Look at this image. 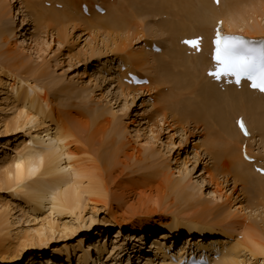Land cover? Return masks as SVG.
<instances>
[{
    "label": "bare ground",
    "instance_id": "obj_1",
    "mask_svg": "<svg viewBox=\"0 0 264 264\" xmlns=\"http://www.w3.org/2000/svg\"><path fill=\"white\" fill-rule=\"evenodd\" d=\"M8 1L9 0H0V22L4 26V31L3 33H1V36L5 34V36L7 37H13V35L16 33H22V27L25 24L29 25L31 22L33 23L34 30L32 33H30L31 38L33 39L32 43L29 44L26 39L24 41L25 46H23L24 44L19 45L20 49H12L11 52L7 54L0 53V104L2 101H7L6 108H10V111L14 112L12 114L10 123H6L3 125V130L9 132H24V136H29L30 138L29 145H27V147L23 143L24 147L22 149H20L19 151L18 149H16L14 159L11 161L10 165L8 167H5L4 169L2 167L0 168V184L7 186L8 189L13 188L12 190H14V194L19 197L24 206L28 208L27 211H30L29 213L27 212V214H22L19 217H16V221H10L13 216L12 213L15 212V208L13 209L12 207H10L11 205L0 202V236L3 235L4 232L2 233V231L4 230L6 231V236L9 237L7 243H5L4 245H0V258L5 260L13 256L11 242H13L12 240L14 239H16L19 244L23 245V250L27 247H37L39 249L45 250L47 247V243L54 240L56 238V235H59L60 238H63L74 235L79 228L86 227L88 230H91L92 225L96 222V211L107 207L108 204L109 206H111V202L108 200V193L111 192L109 188L120 187L118 183L119 179L117 181H114L113 178V174L115 172L113 162L114 158L118 155V151L121 149L120 142H124V139L120 140V138L122 139V134H124L127 129V126L123 124L115 126L112 130V135L114 137L109 142H104L103 145L96 149L97 157L94 165H91L93 169L92 172L89 171L87 167L78 162V159H76L77 156L74 155L70 150H68L70 140H72L71 138L75 137V131L73 130L74 128L72 129L71 127L70 129L67 125L64 126L65 123L63 122V119L65 116H59L57 115V112L56 114H54L52 111L53 108L51 110L49 109L48 96L46 92L44 91L45 93H42L43 90L41 91L40 89L39 91V88L35 87L36 84L33 86V82L31 83V79L33 78V76L36 77L37 75L39 78H41L44 71L40 72L38 71V69L30 68L31 66H28L27 62L25 61V57H23L24 52H29V58L34 56L35 58H38V60L36 61H39L41 59L40 54L44 53V47L48 46L47 42L40 41L35 37V33L37 32V30L46 29V31H56L57 42H61L62 28H68L70 27V24L78 22L76 20V16L70 15L72 12L74 13V11L70 13V5H73L74 2L69 4L70 0H16V5L14 7L10 6V3ZM133 1L132 4L134 3ZM151 1H153L154 4L138 0L139 14L142 13L143 16L147 14L155 19L159 17L158 15L163 16L166 14L167 16L170 15V18H172L171 21L177 18L175 20V23L170 26L172 30L169 31L170 33H173L174 31V33L178 35L177 39L173 46H171L172 50L170 51L160 50L161 52H159V54H156L149 50L151 43L145 42L143 47L141 46L134 52L131 51L129 53L125 52L126 41H115L116 39L119 40L118 37L120 36L123 38V34H120V36L119 33L118 36L114 35L116 39H112L113 45H110L112 46L110 51L114 53V56L116 58L113 64L116 68H114L113 74L110 75L112 78H114V80L115 78L117 79L116 81L118 82L117 85L119 86V96H122L121 99H123L124 102L126 97H129L133 104L135 102V96H137V98L140 97L141 93H143L141 91L144 90L148 95L157 94L156 96H158V98L152 99L156 102V104L153 106H163L171 112H173L174 110L177 111V109L180 110L184 106L183 105L181 107V102L183 100L177 98L173 99L176 92L178 94H181L182 96L187 95L188 93L190 95L194 93V100L196 101V103L195 107H192V104L188 105L190 107V110L191 108H197L198 105H206L205 107H208L210 105L211 107L215 108L219 104H222L223 107L225 105L229 106L228 102L232 104H240V106L238 107H228V114L231 116V119L233 118V123L235 122L236 118L244 115L243 119L245 121L247 131L250 133L249 137L245 139V137L240 134V131L236 130L234 124L232 128L230 126V123L224 120V122L220 123L219 126L221 132L220 153L222 154L221 156H224L225 159H227V162H229L228 165L230 166H228L227 169L229 167H232L234 178L242 183V185L245 184L247 188L253 192V195L257 197V202L254 207L256 209L261 206L264 207V177L261 174V172H264V164L257 160L256 156L251 151V148H246V143L251 144L253 141H255V137H257L255 136L256 134L253 129V124H262V128L259 127L258 130L260 136L264 132V98L259 94L256 95L254 92L246 89L236 91L232 86L226 88L224 93H220L216 89V84L210 82L204 75L207 68L210 67L208 57L209 53L212 51L210 47V41L213 36V29L217 26L218 22L221 23V32L223 34H242L251 39L261 38L262 40H264V0H261L263 3L261 9L258 8L257 11L252 9L254 8L252 6L249 7L248 13L244 10V8L247 7L248 4L246 2H248L249 0H229L227 3H224V0H219L218 6H216L212 0ZM142 2H145L146 4V7L143 9L140 8V4ZM45 3H49L51 7H56L57 5L61 9L60 11L56 12H54L52 9H46ZM95 3L100 4L103 7L102 11H105L109 14L107 10V7L109 5L108 0H95V2H93L92 4V11L88 9L89 15L87 18H106L105 16H102L103 14L99 15L93 10V6ZM257 3L258 2H256L255 4L256 7L258 5ZM87 6L88 8L91 7V3L87 4ZM125 7L126 6L122 5L120 8ZM125 10L121 11L117 15L114 9V15L116 16L111 15V18L109 17L110 20L112 19L111 22L114 24L119 22L118 24H120L122 20L125 19V17H122V19H120V16L126 14ZM123 12L124 14H122ZM105 14L106 13H104V15ZM108 14L106 16H108ZM125 16H127L126 18H128L127 14ZM139 16L140 19L139 17L136 18L135 16L132 17L130 15L131 20H129L128 22V19L124 20L123 29L122 24L120 28L125 31L131 30L132 26L130 21L140 20L139 22L141 23L144 20L141 19V15ZM107 21L108 20H106L105 23L103 22V24H105L104 26L100 24H94L92 20H89L86 21V27L96 30L103 27L111 28L112 24L107 25ZM183 21H191L195 26L193 25L192 27L184 28L182 27V25L181 27H179V24L183 23ZM139 22L137 23L138 25ZM127 23H130V25L128 24L130 26L129 28L127 26ZM75 27L76 26L70 28L73 29ZM151 28L152 27L148 28V31H150ZM153 28L155 30H158L161 35L167 33V29L163 24H161V22H159L158 18L155 20ZM29 30L30 29L28 28V31ZM141 32L145 34V32L141 30L136 33L134 32L135 35L134 33L133 37L131 35V40L129 38L123 39H128L127 41H134L137 42V44H140V42L145 40V36L142 35ZM108 33L109 34L107 35H109V38H107L108 40H110V35H112L113 32ZM128 33H130V31H128ZM152 34L154 33L152 32ZM195 35L201 36L203 41V52L199 55H193L191 53L189 54L188 51L179 44V41L185 36L189 37ZM102 36L104 37L106 35ZM150 37L153 38L154 36L152 35ZM103 39L106 40V38ZM158 41H160V43L164 42L162 40ZM107 46L108 45H105V47ZM146 46L147 49L144 48ZM161 46L159 44L160 49L162 48ZM14 47H16V45ZM123 53H125L126 56L124 55L123 57ZM105 54L107 55V53ZM3 57H5V59L1 60V58ZM165 58L168 60L169 67L165 62L162 61L165 60ZM128 72L136 73L140 77H146L148 80V85L142 84L141 86L134 87L123 84L121 80L127 75ZM2 77H5L6 80H4V78ZM167 84H171L172 86H168L173 88L175 87V89H173V92L170 91L171 93L167 95H162L159 88L161 87L162 89ZM9 88L10 94H8ZM170 89L171 88H169V90ZM59 91L65 93L66 96L69 94V92L66 91L65 87L59 89ZM3 94H6L5 96L9 95L8 99H5L2 96ZM171 96L173 97L171 98ZM15 102L16 104L17 102H19L21 106L17 107L15 105ZM124 105L125 106H122L123 108L119 109L121 110V112H125V110L128 109L130 103L129 105L128 103H125ZM6 108L0 107V112L6 111ZM183 108H185V106ZM186 109L188 108L186 107ZM82 110L79 109V111ZM190 110L188 112H190ZM79 111H77L78 114L80 113ZM226 111L227 110H225V113H227ZM161 112L162 113L158 116L159 122H157L161 124L167 123L168 125V117H165L166 114H164L162 110ZM54 115H57V117H54ZM93 115L96 119L103 116L101 113L99 114L97 112H93ZM81 116H83V114ZM249 116L251 117V119H249ZM255 117H257V119H255ZM171 120L173 121V123H177V119ZM134 121L135 120H133V122ZM133 122L131 121V124ZM170 125V127L175 126L173 124ZM178 126H180L182 130V126L180 124ZM32 130L37 131L35 137L30 136V132ZM151 131L152 129L149 130L150 133ZM9 132L7 134H9ZM1 134L2 132H0V135ZM135 134L136 139L138 140L139 131H135ZM153 142H155L153 141V137L152 139L149 138V142L143 143L142 145L144 146H142V148L144 147L145 150L149 151L152 150V148L154 147ZM243 143H245L246 155L252 158L254 160L253 162L251 160L247 162L242 158L241 146ZM146 145L150 146V148H147ZM158 151L159 150L155 152L151 151V155H158ZM167 151L168 153H166L169 154L171 152L170 148L167 149ZM161 156H163V154ZM41 157L43 158V165L40 166L39 171H37L35 174H30L28 165L26 164L22 176H20L19 178L17 177L15 168L16 162H18L19 160L38 162ZM132 157L134 156H129L130 159ZM147 159L149 158L147 157ZM255 161H257V164H254ZM155 163L156 162H154V164ZM185 164L186 162L183 163L182 166H184ZM254 167L259 168L261 172L255 173L253 170ZM164 170L165 169H156L157 177H160V175L164 177V180L170 183L171 191L173 193L175 192L177 195L179 194L184 200L183 203L186 204L188 208L192 207V203L194 207H201V209L200 211H196L193 216H189L190 218H188V216H184L187 215L184 211L178 210L177 215L172 216L170 221L167 220L159 222L157 226L160 228L162 227L164 231L157 234L155 233V236H151V238H153V240L151 241L152 244L150 243L147 245V250L152 252L156 250L155 252L161 255L162 258H169V262L163 260L161 264H178L177 262L180 259L178 258V256L182 255L185 248H189V244L187 246L185 245L187 244L185 242L183 246L181 245V250L179 248V252L177 251V254L180 253L178 256L172 251L171 255L177 262H173L170 257H168L167 254H169L170 251L166 250L164 247H161V242L164 238L171 236V233L175 234V232L177 231H188L190 232V235L210 237V243L207 245V247L200 246V239L198 240V242L195 241L196 243H193L194 240L190 241V243H193L194 246L197 245L196 248L198 250L200 249L210 252L212 256L216 254L214 264H246V262L254 263V261H256L257 264H264V237H261L263 233L261 235V229L259 230L257 226L258 224L252 222L254 218L248 221L249 215L251 214L248 215L247 213H245V210H247L246 208L250 207L249 209L251 210V204H249L248 206H243L240 203H237L236 209L232 210L236 212H229L226 215L222 214V209L220 206L215 205L217 207V210L211 212L210 208L206 207L203 203L197 202L194 198L195 190H198L202 196L204 194L203 189L207 184V182H205V180L201 178L200 174L197 176L195 183L184 181L182 179L172 181L169 179L170 176L167 175ZM207 171L209 173L206 174V177L211 179V182L215 183L214 185L217 188V191H220V187L216 178L213 177V174L209 169H207ZM182 172L183 171H181V169L177 170V173L179 175L181 174L180 176L183 175ZM152 175H150L149 177H154ZM191 184H194V187L191 188ZM130 191L129 193H131ZM197 195L198 194H196V196ZM121 196H123V194H121ZM204 196L205 194L202 197ZM208 198L209 200H211L210 204L213 201H215L214 204H216L217 202L220 203L222 201L220 195L217 196V193L215 192H213L211 196L208 195ZM93 199L96 201L98 199V202H102L99 203V205L102 204V208H97V206L94 205ZM119 200L121 201V199ZM89 204L93 205L91 210L94 211L93 209H95V212L92 213L91 216H89L86 220L83 219L82 213L85 211L87 205ZM45 210L49 211V215H46L42 218L37 217L38 214L44 213ZM139 211L141 210L134 211L133 216H136L135 213H139ZM62 214H68L70 217L74 216V222H76L78 226L75 227L74 225H72V223H63L62 226H60L58 222L51 217L53 215L62 216ZM87 222H89L90 224L88 225ZM129 222L125 223V225H129ZM110 223H113L115 227L118 226L119 229L113 233L115 236H113V240H111L112 243L110 242L111 247L105 246L107 242L105 240L107 238L106 234H104V236L102 235L101 238L98 237V239L100 238L99 240H97L99 241V244H104L102 247H98V242H95L97 247L95 246L96 248L94 252H96V255H98V260L100 259V256L103 252H106L108 257H113V255H115L118 250H122L121 246L124 235L120 233V229L123 227V224H120L115 220H112V222ZM132 224L135 225L131 227L135 229L131 230L132 234L136 233L140 235H132L130 233L129 236L134 237L135 239L137 238V242H140V244V238L145 237L142 232H146L148 230H152L155 232L156 226H151L149 225V223L144 227L141 225H137L136 223H131V225ZM23 225L25 226L23 227ZM13 228L15 229V231L12 232ZM217 229H219L220 232L216 231ZM93 232L94 231H92L91 233ZM99 232H96V235L101 234V232ZM222 235H224V239H222L221 241L222 244H219L220 240L219 242H216V240ZM173 238H175V235H173L172 239ZM109 239L110 238H108V241ZM83 242L85 241L81 240L80 242H78V244L75 246V248H73L72 251L74 252V249L80 251ZM90 242L91 241L88 240L87 242H85V244H89ZM85 244H83V248L85 247ZM154 245L156 246L154 247ZM90 246L91 245H88V248ZM139 246L141 247L142 245ZM148 246H150L151 248H149ZM190 247L193 246L190 245ZM64 251L65 253H67L65 263H68L70 262L71 257L68 253L67 248H64ZM83 252L84 253L81 254L77 259L78 264H88L87 262L92 259L89 252H86V254L85 251ZM241 253L247 254L248 259L240 260L238 255ZM44 260L49 259L43 258L39 260L41 263H38V260L31 258L29 261H27V264H42V261Z\"/></svg>",
    "mask_w": 264,
    "mask_h": 264
},
{
    "label": "rangeland",
    "instance_id": "obj_2",
    "mask_svg": "<svg viewBox=\"0 0 264 264\" xmlns=\"http://www.w3.org/2000/svg\"><path fill=\"white\" fill-rule=\"evenodd\" d=\"M71 1L72 0H70L69 4L74 2V6L70 5L71 9H73H70V13L72 11H74V13L72 12L70 15L76 16V20L78 22L70 24V27H76L73 29L70 27L62 28V40L60 43L57 42L56 31H46V29L37 30V32L35 33V37L40 41L47 42L48 46L44 47V53L40 54L41 59L39 61H36L38 60V58H35L34 56L29 58V52H24L23 57H25V61L27 62L28 66H31L30 68L38 69V71L40 72L44 71L41 78H39L37 75L36 77L33 76V78L31 79V83L33 82V86L36 84L35 87L39 88V91L40 89L41 91L43 90L42 93L46 92L48 96L49 109L51 110L53 108L52 111L54 114H56L57 112V115H61L62 117L65 116L63 119V122L65 123L64 126L67 125L70 129L71 127L72 129L74 128L73 130L75 131V137L71 138L72 140H70L68 150L76 155V159H78V162L87 167L89 171H93L91 165H94V163L96 162V149L103 145L104 142L107 143L114 137L112 135V130L114 129V127L121 124L127 126L125 133L122 134V139L120 138V140L124 139V142H120L121 149L118 151V155L114 158L113 162L115 168L113 178L114 181H117L119 179L118 183L120 187L109 188L111 192L108 193V197L110 198H108V200L111 202V206H109L108 204L107 207L102 208V204L99 205V203L102 202H98V199L97 201L93 199L94 205H96L97 208L99 207L102 209L96 211V222L92 225L91 230H88L86 227L79 228L74 235L63 238H60L59 235H56V238L54 240L47 243V247L45 250L39 249L37 247H27L23 250V245L19 244V242L14 239L15 241L12 240L13 242H11L13 256L7 260L0 258V264H27V261H29L31 258L38 260V263H41L39 260L43 258L49 259L42 261V264H78L77 259L81 254L84 253L83 251H85V254L86 252H89L90 256L92 257V259L87 262L88 264H161L163 260L169 262V258H162L161 255L155 252L156 250H154L152 253H146L144 255L139 254L136 252V250H134L139 246L140 242H137V238L135 239L134 237L129 236L130 233L132 234L131 230H135L134 228H131L132 226H135L133 224L131 225V223H136L137 225H141L143 227L145 225L147 226L148 223L151 226H156L157 228L155 227V232L152 230H148L151 232H142V234H145V237L146 235L155 236L157 233L164 231L162 227L160 228L157 226L159 222L167 220L170 221L172 216L177 215L178 210L184 211L187 214L184 216H188V218H190L189 216H193L196 211H200L201 207H194L190 202L192 207L188 208L186 204L183 203L184 200L181 198V196L171 191L170 183L166 182L164 180V177H162L161 175L160 177L158 176L159 178L157 177L156 169H165L164 171L167 175L170 176L169 179L172 181L182 179L184 181L195 183L197 176L200 174L201 178L205 180V182H207L206 186L203 189L205 196L202 197L204 194L201 196V193H199L198 190H195L194 198L197 202L203 203L206 207L210 208L211 212L217 210V207L215 205L220 206L222 209V214L226 215L229 212H236L232 210L236 209L237 203H240L243 206H248L249 204H251V210L249 209L250 207L246 208L247 210H245V213H247L248 215L251 214L249 215L248 221L254 218L253 221H251L258 224L257 226L259 230L261 229L260 234L262 235L263 233V235L261 236L263 238L264 207L261 206L257 209L254 207L257 202V197L253 195V192L250 191V189H248L245 184L242 185V183L234 178L232 167H229L227 169V167L230 166L228 165L229 162H227V159H225L224 156L222 157V154L220 153V123H223L224 120H226V122L230 123V126L233 128V118L231 119V116L228 114L227 108L238 107L240 106V104H232L228 102L229 106L225 105L223 107L222 104H219L215 108L211 107L210 105L208 107H205L206 105H198L197 108H191V110H193L191 111L188 105L192 104L191 106L195 107L196 101L194 100V93H192L191 95L188 93L187 95L182 96L181 94H178L176 92V94H174V97L171 96V98L173 97V99L177 98L183 100L181 102V107L184 105L185 108H183V106V110L177 109V111L174 110L173 112H171L163 106H153L156 104V102L152 99L158 98V96H156L157 94L155 93L156 95H148L144 90L141 91L143 93H141L140 97L137 98V96H135V102L132 104V101L129 97H126L125 102L123 101V99H121L122 96H119L118 94L119 86L117 85V79L115 78L114 80V78H112L110 75L113 74L114 68H116L113 65L116 58L114 56V53L110 51L112 48V46L110 45H113L112 39H116L114 35L118 36L119 33V36L120 34H123V38L130 39L131 35L133 37L136 32H139L141 30H143L147 35L146 36L145 34H143V32H141V34L145 36V40L140 42V44H137V42L134 41H127L128 39H123L121 36V38L118 37L119 40L116 39L115 41H126L125 52H134L141 46L143 47L145 42L151 43V45L156 44L158 46L160 44V46L162 45L161 50L170 51L172 50L171 46H173L178 36L174 33V31L173 33L169 32L172 30L170 26L175 23V20L177 18L175 19L174 17L175 20L171 21L172 18H170V15H168L169 17L166 14L163 16L158 15L159 17L157 18L159 19V22H161V24L165 26L168 33L161 35L158 30H155L153 28L155 20L157 18L155 19L147 14H145V16H143L142 13L139 14L138 0H108L109 5L107 7V10L109 14L105 12L106 14H103L102 16H105L106 18L101 17L98 19L93 17L87 18L88 16H84L81 11V5H87L89 3H91V7H89V9L90 11H92V4L93 2H95V0ZM132 1L134 2L133 4ZM142 1L154 4V2L151 0ZM228 1L229 0H224V3H227ZM8 2L10 3V6L15 7L16 0H9ZM145 2H142L140 4L141 9L146 7ZM256 2H258L257 4L260 6L257 5L256 7ZM246 3L248 5L246 4L247 7H245L244 10L247 13L249 12V7L253 6L254 8L252 9L258 11V8L261 9V6L263 5L261 0H253V2L252 0H249ZM45 5L46 9H52L54 12L60 11L61 9L57 5L56 7H51L49 3H45ZM122 5L126 7L120 8ZM114 9L117 15L121 11H124L126 9L125 13L128 15V18H126L127 16H125V14L120 16V19H122V17H125V19H123L120 24H118L119 22L116 23L118 25L112 23V19L110 20L111 15L116 16L114 15ZM107 14L108 16H106ZM122 14H124V12ZM138 14L141 15V19L144 20L141 23L139 22L140 20H133L134 22L130 21L132 26V29L130 28L131 30H128L130 31V33H128V31L122 30L124 26V20L128 19L127 22L131 20L130 15L132 17L135 16L136 18L139 17L140 19V16ZM89 20H92L94 24H100L104 26L105 24H103V22L105 23V21L108 20V23L106 22V24H112V27H103L97 30L91 28L89 29L86 27V21ZM138 22L139 25L137 24ZM130 23H127L128 28L130 27ZM121 24L122 29L120 28ZM193 25L194 24H192L191 21H183V23L179 24V27L182 26L184 28H189ZM150 27H152L150 29L151 32L148 31V28ZM28 28L30 29L29 31ZM33 30V23L31 22L29 25L25 24L22 27V33H16L13 35V37H7L5 36V34L1 36V33H3L4 31V26L0 22V53L7 54L11 52L12 49H20L19 45H23L26 39L29 44L32 43L33 39L31 38L30 33H32ZM122 31L125 32L123 33ZM108 32H113L112 35H110V40H108ZM152 32L154 34H152ZM102 35L106 36L103 37ZM152 35L154 36L153 38L150 37ZM103 38H106V40H104ZM158 40H162L164 42L160 43V41ZM15 45L16 47H14ZM105 45L108 46L105 47ZM23 46H25V44ZM144 48L147 49V46ZM100 53H102L103 55ZM105 53H107V55ZM122 55L124 57L125 53H123ZM4 59L5 57L1 58V60ZM162 61L165 62L169 67L168 60L166 58ZM2 78L6 80L5 77ZM168 85L172 86L171 84H167L162 89L161 87L159 88L162 95H167L174 91L173 89H175V87L173 88ZM64 87L66 88V91L69 92L67 96L62 91H59V89ZM169 88L171 89L169 90ZM8 94H10V88L8 90ZM5 95L6 94H3L2 96L5 99H8L9 95ZM149 99H151L152 101ZM184 101L187 103H185ZM125 103H128V105L130 103V105L128 106V109L125 110V112H121V110L119 109L123 108L122 106H125ZM15 105L17 107L21 106L19 102H17V104L15 102ZM0 107L6 108L7 101H2ZM186 107L188 109H186ZM79 109L83 110L79 111ZM76 110L79 111L81 115L83 114V116H81L80 113L78 114ZM161 110L164 112V114H166L165 117H168V125L167 123H158V116L162 113ZM189 110L191 113L188 112ZM225 110H227V113H225ZM93 112H97L99 114L101 113L103 116L96 119L93 115ZM13 113V111H10V108L4 112H0V132H2V134L0 135V168L2 167L3 169L5 167H8L11 161L14 159L16 149H18L19 151L24 147V145H26L27 147L30 140L29 136H24V132H9L3 130V125L6 123H10ZM57 115H54V117H57ZM170 118L177 119V123H173ZM249 119H251L250 116ZM255 119H257V117H255ZM133 120L135 121L133 122ZM131 121L133 122L132 124ZM170 124H173L175 126L170 127ZM179 124L182 126V130L181 127L178 126ZM259 127L262 128L261 123H256L255 125L253 124V129L256 134L254 135L257 137H255V141H253L251 144L246 143V148H251V151L256 156L257 160L264 164V132L263 134H261V137L258 131ZM150 129H152L153 132L151 131L150 133ZM135 131H139L138 140L136 139ZM8 132L9 134H7ZM36 134V130H32L30 132L31 137H35ZM152 137L153 141H158L156 142L157 144L153 142L154 147L152 148V150L149 151L145 150L144 147L142 148V146H144L142 144L149 142V138L152 139ZM146 147L150 148V146L148 145H146ZM169 148L171 152L167 154V149ZM157 150H159L157 153L159 156L156 154L154 156L151 155V151L155 152ZM161 152L163 156H161ZM132 155L134 157L130 159L129 156ZM147 157L149 159H147ZM154 162L156 163L154 164ZM185 162L186 164L182 166ZM254 164H257V161H255ZM178 169H181V171H183L182 176H180L181 174L179 175L177 173ZM207 169H209L213 174V177L216 178L220 187V191H217V188L214 185L215 183H212L211 179L206 177V174L209 173ZM150 175L154 177H149ZM192 187H194V184H191V188ZM12 189H8L5 185L0 186V202L11 205L10 207H12L13 209L15 208V212L12 213L13 216L10 221H16V217H19L22 214H27V212L29 213L30 211H27L28 208L24 206L21 199L14 194V190ZM129 191L131 193H129ZM213 192L217 193V196L220 195V197L222 198V201L220 203L217 202L216 204H214L215 201H213L210 204L211 200H209L208 195L211 196ZM121 194H123V196H121ZM196 194L198 195L196 196ZM119 199H121V201ZM92 206L93 205L90 204L87 205L85 211L82 213L83 219L87 220V218L95 212V209H93L94 211L91 210ZM136 210H141L142 212L139 211V213H135L136 216H133V213ZM46 215H49V211L45 210L44 213L38 214L37 217L42 218ZM51 217L56 220L60 226H62L63 223H72V225H74L75 227L78 226V224L74 222V216L70 217L68 214H62V216L53 215ZM112 220L118 221L120 224H123V227H120V233L124 235L121 246L122 250H118V252L113 255V257H108L106 252H103L100 256V259L98 260V255H96V252H94L95 248L97 246L101 247L104 244H99V241L97 240H99L102 235L104 236V234H106L107 238L105 240L107 242L105 246L111 247V240H113V236H115L113 233L119 229L118 226L115 227L113 223H110L112 222ZM127 222H129V225H125V223ZM87 224L89 225L90 223L87 222ZM24 226L25 225H23V227ZM13 231H15L14 228L12 229V232ZM92 231L94 232L91 233ZM99 231L101 232V234L96 235V232ZM216 231L220 232L219 229H217ZM2 233L3 235L0 236V245H4L9 239V237L6 236L7 234H5L6 231L3 230ZM179 233L180 236L174 238V240L176 241L175 244L173 242H166L167 247L171 246L170 248L174 250L173 253H176V255L177 251L179 252V248L181 250V245L183 246L185 242L187 243L185 245L188 246L189 244V248H191L190 245L194 246L193 243L198 242L199 239L200 246L207 247V245L210 243L209 239L211 238L208 236H194L190 235V232L188 231H179ZM136 235L139 236L140 234ZM223 236L224 235L218 237L216 242H219L220 240L219 244H222L221 241L222 239H224ZM98 237L100 238L98 239ZM108 238H110L109 241ZM81 240L85 242L89 240L91 242L89 244H85V242H83V244H85V247L83 248L82 244L80 251L74 249L73 252V248H75V246ZM192 240H194V242L190 243V241ZM95 242H98V244L93 249V245H96ZM88 245L91 246L88 248ZM148 247L151 248L150 246ZM64 248L68 249V253L71 257V260L68 263H65L67 253H65ZM171 254L172 251H170L167 255L172 260V258L174 257H172ZM238 257L240 260L248 259V255L244 253L239 254ZM246 264L257 263L256 261H254V263L246 262Z\"/></svg>",
    "mask_w": 264,
    "mask_h": 264
},
{
    "label": "snow or ice",
    "instance_id": "obj_3",
    "mask_svg": "<svg viewBox=\"0 0 264 264\" xmlns=\"http://www.w3.org/2000/svg\"><path fill=\"white\" fill-rule=\"evenodd\" d=\"M185 43L192 47L199 45L198 40L185 41ZM214 44L213 61L216 67L214 71L209 72V75L218 80L222 77L234 78L237 84L242 79H247L253 89L264 92V41L255 42L241 36H222L218 30ZM240 127L247 135L242 121ZM26 164L30 174H35L43 165V158L41 157L38 162L25 160L16 162L18 178L22 176Z\"/></svg>",
    "mask_w": 264,
    "mask_h": 264
}]
</instances>
